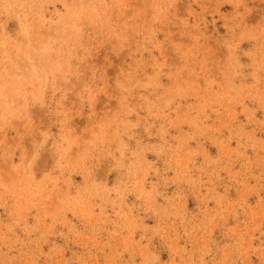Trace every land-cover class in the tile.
<instances>
[{
	"label": "rangeland",
	"instance_id": "rangeland-1",
	"mask_svg": "<svg viewBox=\"0 0 264 264\" xmlns=\"http://www.w3.org/2000/svg\"><path fill=\"white\" fill-rule=\"evenodd\" d=\"M0 264H264V0H0Z\"/></svg>",
	"mask_w": 264,
	"mask_h": 264
}]
</instances>
